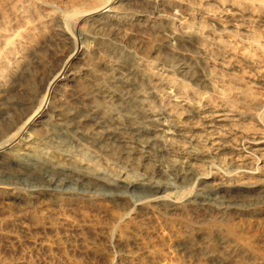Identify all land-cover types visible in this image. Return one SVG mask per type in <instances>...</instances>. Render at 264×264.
<instances>
[{"label": "bare ground", "instance_id": "6f19581e", "mask_svg": "<svg viewBox=\"0 0 264 264\" xmlns=\"http://www.w3.org/2000/svg\"><path fill=\"white\" fill-rule=\"evenodd\" d=\"M262 17L264 0H0V231L92 211L123 243L196 186L187 264H262L233 219L264 203ZM124 199L126 222L106 205Z\"/></svg>", "mask_w": 264, "mask_h": 264}, {"label": "rangeland", "instance_id": "374dc122", "mask_svg": "<svg viewBox=\"0 0 264 264\" xmlns=\"http://www.w3.org/2000/svg\"><path fill=\"white\" fill-rule=\"evenodd\" d=\"M200 14L201 11H198ZM163 15L172 18L169 12ZM243 140L244 136H240L238 144ZM196 191L195 186L180 203V210L174 209L171 203L156 204L153 223L144 225V229L131 228L123 243L119 242L117 234L106 228L110 216L92 211L85 223H71L67 231L50 223L41 227L5 229L0 231V264H187L190 257L179 245V220L183 219L181 212L194 209L193 195ZM248 200L238 203L240 210L234 213L233 219L244 236L256 240V256L264 264V203L252 204ZM212 204L217 206L216 202ZM106 205L124 214L125 222L139 212L127 215L132 207L128 199L107 202ZM219 212L216 209L209 212L213 222L205 227L221 225ZM194 225L198 227L199 224ZM241 262L237 257H231L225 264ZM203 264L217 263L207 260Z\"/></svg>", "mask_w": 264, "mask_h": 264}]
</instances>
